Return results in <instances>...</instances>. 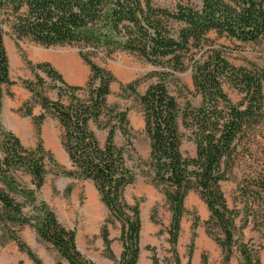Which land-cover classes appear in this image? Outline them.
<instances>
[{
  "label": "trees",
  "instance_id": "1",
  "mask_svg": "<svg viewBox=\"0 0 264 264\" xmlns=\"http://www.w3.org/2000/svg\"><path fill=\"white\" fill-rule=\"evenodd\" d=\"M8 25L17 38H30L44 46L82 43L108 55L115 51L138 53L154 65L166 59L174 71L184 70L191 62L193 84L202 96V103L181 111L175 96L170 94L166 77L160 73L158 82L150 85L139 100L143 108L145 130L150 138L147 160L148 177L161 188L171 212L168 242L171 245V264H182L177 250L181 220L187 212L185 199L190 191L199 192L210 218L207 234L222 250V264H231L236 246L233 226L236 212L229 207L221 188L227 179L237 154L239 143L248 130L264 116L263 77L244 67H235L219 50L211 48V33L242 42H257L264 38V0H180L174 7L158 0H0V115L4 85L15 82L3 38V25ZM200 54L197 57V54ZM90 67L87 82L88 99L76 95L81 86L68 85L60 72L49 63L36 68L59 81L70 92V101H52L37 90L32 81L24 85L38 99L43 112L32 116L38 137L35 147H26L18 136L4 128L0 118V226L3 237L16 242L34 264H45L42 258L19 234L16 226L29 225L38 237L50 243L69 264H96L81 252L77 245L76 229L66 228L45 202H38V191L48 174L91 180L106 206L108 217L101 227L105 256L114 259L110 226L120 225L119 240L122 252L118 264H137L140 255L142 218L140 204H131L125 196L126 188L136 175L126 162V148L117 145L120 131L131 145V128L127 110L111 107L107 97L115 80L111 71L96 64L88 55H81ZM37 82L44 78L35 74ZM228 80L243 93V100L234 104L224 92ZM136 83L125 88L137 94ZM58 87L59 94L65 91ZM107 111V112H106ZM182 113V114H180ZM47 115L55 117L62 128L61 143L72 164L62 166L41 140V124ZM190 130L195 144V156L181 150L182 137L178 117ZM107 130L101 145L89 122ZM17 172L31 177L33 187L17 179ZM264 189V184H262ZM24 199L19 201L16 197ZM32 207L31 213L23 208ZM216 225L221 236L214 235L210 223ZM198 218L192 225V239L188 248V264L193 256ZM6 240L3 238L1 244ZM241 264H263L257 251L246 244H238ZM153 264H161L151 248ZM58 264H63L61 261ZM170 264V263H167ZM202 264H208L203 257Z\"/></svg>",
  "mask_w": 264,
  "mask_h": 264
},
{
  "label": "rangeland",
  "instance_id": "2",
  "mask_svg": "<svg viewBox=\"0 0 264 264\" xmlns=\"http://www.w3.org/2000/svg\"><path fill=\"white\" fill-rule=\"evenodd\" d=\"M178 1L180 0H158V3L174 7ZM209 36L212 39L211 48L221 51L231 64L235 67H244L263 77L264 93V38L257 42H242L216 33H211ZM3 38L9 59L10 77L15 83L2 87L0 118L4 128L19 136L26 147H34L36 143L34 122L32 116L27 113L31 110L37 115L41 106L34 94L24 85L23 80L32 81L33 86L52 101L61 99V102L68 104L71 98L65 86L48 77L43 70L36 68V65L49 63L60 72L68 85L83 87L76 91V95L82 100L88 99L87 82L91 76L90 67L83 60L82 54L90 56L96 64L114 75L115 80L111 83V93L107 97V102L111 107L128 112L131 145H127V137L120 131H117L115 141L117 145L126 148L127 165L136 175L135 181L126 188L125 196L132 205L137 202L140 204L142 218L140 250L151 258V248H153L161 264H171L173 259L167 231L170 227L171 212L161 188L156 187L147 175L149 166L145 162L149 159L151 151L150 138L145 130L143 108L138 94H143L150 85L158 82L160 73H163L169 92L176 97L181 111L189 104L192 108L200 106L202 96L193 84L190 60L185 61L184 70L174 71L166 59L154 65L140 54L128 51L119 50L108 55L103 50L95 51L82 43L44 46L30 38H17L6 24L3 25ZM199 55L198 53L197 57ZM35 74L44 78L43 84L37 82ZM135 82H137L135 85L137 94L125 88ZM60 86L65 90L61 95L58 89ZM223 89L232 103L238 104L243 100V93L228 80L224 81ZM46 119L51 129L55 130V135L50 145L45 143L44 145L62 166L71 169V161L61 143L60 123L51 115H47L44 121ZM105 121L106 117L98 123L89 122L101 145L105 143L107 130L99 125ZM178 127L182 137L183 154L185 157L195 156L196 148L191 132L183 125L181 115L178 117ZM234 160L227 179L221 182L227 203L236 212L233 226L236 246L231 255V264H241L242 255L237 245L243 243L256 250L264 264V189L262 187L264 116L262 121L245 134L239 143ZM16 175L25 186L33 187L28 174L17 172ZM37 196L38 202L45 201L66 228L76 229L79 245L86 249V253L93 256L96 264H118L120 253L115 254L114 259L107 258L104 253L101 227L108 217V211L91 180L50 173ZM16 198L21 202L24 201L20 196ZM202 201L196 190L190 191L185 199L187 212L181 220L180 234L176 243L182 264H188V248L193 234L192 225L196 218H198V226L194 229L195 248L190 264H202L203 257H206L208 264H222L221 247L207 234L206 221L210 218V212ZM23 209L26 213H31L33 210L30 205H26ZM26 226L30 227L16 226L20 236L42 258L43 263L58 264L62 260L58 251L50 243L39 237L35 238L31 231L25 230ZM210 230L214 235L221 236L220 230L213 222L210 223ZM109 231L110 238L122 245L119 240L120 225L117 223L115 226H110ZM4 233L0 226V264H34L24 252L19 251L15 241L8 239V235L3 237ZM3 238L6 240L4 245L1 244Z\"/></svg>",
  "mask_w": 264,
  "mask_h": 264
},
{
  "label": "crops",
  "instance_id": "3",
  "mask_svg": "<svg viewBox=\"0 0 264 264\" xmlns=\"http://www.w3.org/2000/svg\"><path fill=\"white\" fill-rule=\"evenodd\" d=\"M83 67V66H82ZM83 68H85V66L83 67ZM86 69V68H85ZM79 83H81V82H79ZM43 111H42V108L40 107V110L36 113L37 115L38 114H40V113H42ZM50 118V117H49ZM48 119V118H47ZM47 119L42 123V125H41V134H40V137H41V140L43 141V144L45 143V145H50V143L53 141V139H54V135H55V130H52L51 129V127L49 126V123L47 122ZM58 121V120H57ZM59 122V121H58ZM60 125V124H59ZM33 127V126H32ZM59 128H61V126H59ZM34 131H35V135H36V143H35V145L37 144V139H38V137H37V134H36V130H35V128H34ZM60 132H61V130H60ZM60 136H61V133H60ZM19 137V136H18ZM51 137H53L52 138V140H51ZM20 138V137H19ZM35 145H34V147H35ZM44 145V146H45ZM25 230H27V231H31L32 233H33V235H34V237L35 238H37L38 237V235L36 234V232H35V230L34 229H32L31 227H28V226H26V228H25ZM77 245H78V248L81 250V252L83 253V254H85L88 258H90V259H92L94 262H95V259H93V256H91L90 254H88V253H86V249L85 248H83V246H81V245H79V236H78V234H77ZM111 248H112V250H113V252H114V254H118V253H120L121 254V252H122V246H121V244L119 243V242H117L116 240H114L112 243H111ZM61 262L63 263V264H69V262H67L65 259H63L62 258V260H61ZM140 262H141V264H153V262H152V260L150 259V257L148 258L146 255H145V253L144 252H142L141 250H140V255H139V260H138V263L137 264H140Z\"/></svg>",
  "mask_w": 264,
  "mask_h": 264
}]
</instances>
